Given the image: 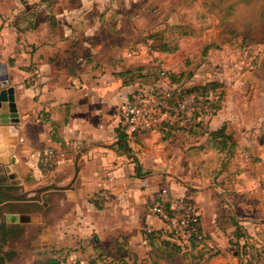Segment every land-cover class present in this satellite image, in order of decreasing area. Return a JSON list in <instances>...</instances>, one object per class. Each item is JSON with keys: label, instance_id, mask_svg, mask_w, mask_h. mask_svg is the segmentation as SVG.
Returning <instances> with one entry per match:
<instances>
[{"label": "crops", "instance_id": "crops-1", "mask_svg": "<svg viewBox=\"0 0 264 264\" xmlns=\"http://www.w3.org/2000/svg\"><path fill=\"white\" fill-rule=\"evenodd\" d=\"M138 2L0 0V71L8 84L2 88L14 89L20 119L0 124V178L12 195L33 196L40 179L66 186L77 159L79 170L69 190L48 191L39 201L3 211L30 218L6 232L40 227L35 250L58 257L71 251L83 262L108 255L130 264H172L183 253L164 234L151 243L143 236L145 228L163 232L150 206L167 190L164 199L190 198L198 206L207 237L198 263L237 264L232 247L248 245L264 228V138L241 121L242 112L225 94L221 109L201 125L175 121L120 146V107L165 54L150 38L158 33L154 15L144 8L132 13L143 6ZM222 127L236 143L231 158L226 141L208 134ZM48 149L57 161L47 174L39 155ZM101 191L108 198L97 207L92 199Z\"/></svg>", "mask_w": 264, "mask_h": 264}, {"label": "rangeland", "instance_id": "rangeland-1", "mask_svg": "<svg viewBox=\"0 0 264 264\" xmlns=\"http://www.w3.org/2000/svg\"><path fill=\"white\" fill-rule=\"evenodd\" d=\"M140 2L143 6L132 9V13L144 8L154 15V30L161 34L160 41L155 45L158 48L166 45L172 52L159 55L154 60L155 64L157 61L165 63L167 77L161 78L158 68H151L149 72L154 75L139 87L157 92L168 103L167 99L173 92L185 85L208 81L218 83L222 86L221 91L242 112L241 121L253 125L257 136L264 138V0ZM175 49L178 50L173 52ZM172 75L179 78V83H172ZM231 102L229 107L232 106ZM192 103L193 97L184 98L177 119L185 122L189 117L191 119ZM54 169L45 172L48 174ZM45 182V179H40L35 189L55 185H45ZM35 222L40 223V220L35 219ZM26 227H23V232ZM258 233L257 239L249 241L246 250L232 247L237 264H264V228ZM39 235L40 227L29 229L27 233H21L14 243L3 245L6 252L14 254L7 264H46L49 258L54 259L55 264H130L121 256L104 255L98 261L83 262L71 251H66L61 257L53 254V251L47 254L38 246V250H35ZM181 248L183 254L172 264H199L200 247L184 245Z\"/></svg>", "mask_w": 264, "mask_h": 264}, {"label": "built area", "instance_id": "built-area-1", "mask_svg": "<svg viewBox=\"0 0 264 264\" xmlns=\"http://www.w3.org/2000/svg\"><path fill=\"white\" fill-rule=\"evenodd\" d=\"M156 67L159 76L166 78L165 63L157 61ZM181 107V103L178 106L168 104L166 99L160 97L155 91L137 87L120 107V128L129 137L153 132L161 122L178 121ZM39 160L44 170H51L56 165L57 155L51 149L44 150L40 153ZM165 195H168V191L162 190V197L150 206V211L163 223V232L180 247L204 245L207 237L202 230L201 216L196 203L190 198L168 201L163 198ZM107 198L106 191H101L93 197L92 202L97 207H103ZM166 204L169 205V211ZM143 231L152 232L149 228ZM144 242H149L146 235H144Z\"/></svg>", "mask_w": 264, "mask_h": 264}, {"label": "trees", "instance_id": "trees-1", "mask_svg": "<svg viewBox=\"0 0 264 264\" xmlns=\"http://www.w3.org/2000/svg\"><path fill=\"white\" fill-rule=\"evenodd\" d=\"M161 34L156 33L152 35L150 38L155 41H160ZM162 44V43H161ZM159 51L163 53H171L172 51L166 47V45H160ZM178 49L173 50V52L177 51ZM170 78H173L170 76ZM174 79V78H173ZM222 86L215 82H209L203 86H195L192 88H184V89H176L173 92V95H171L167 100L170 105L178 106L180 103L184 101L185 97H193V103H192V117L189 121H186L187 126H196L201 125L203 123V119L206 116H213L215 115L222 106V102L225 97V92L221 91ZM198 120H200L198 122ZM181 121V119L178 120V122ZM178 123H170V122H161L156 126L155 131L162 132L165 129H168L170 127L177 126ZM209 136H211L213 139L221 138L225 142V146L228 147V157L231 158L233 156L234 151L236 150V143L233 141L232 137L228 136L226 134V128L222 127L217 132H211L208 133ZM118 135H119V142L120 146L124 148L126 144L128 143L129 139L131 138H137V135H134L133 137H129L127 134L124 133V131L119 128L118 129ZM4 202L3 199H0V205ZM167 210L169 211V205L166 204ZM166 237L167 243L171 246V248L176 249L179 252H182V248L174 243L168 234L165 232H156L153 231L151 233H147L143 231V236L146 235L149 242L151 243L153 239L158 238L159 235H163ZM3 240L0 242V264H7L9 263L13 257V253L4 252L3 251V245L5 244L8 236L7 232H3ZM247 244H245L242 249L246 250ZM192 248H198L197 246H192ZM200 252V250H199ZM200 258V255L199 257ZM94 262V261H93ZM199 262V261H198Z\"/></svg>", "mask_w": 264, "mask_h": 264}, {"label": "water", "instance_id": "water-1", "mask_svg": "<svg viewBox=\"0 0 264 264\" xmlns=\"http://www.w3.org/2000/svg\"><path fill=\"white\" fill-rule=\"evenodd\" d=\"M7 74L0 71V124L1 125H17L20 123V119L18 116V110L15 102V91L13 88L9 87L7 89H3L2 87L7 86ZM78 159L75 162V173L72 181L66 186H57V185H48L41 187L35 191V196H27V195H12L5 194L0 192V199L6 200L12 206H17L18 204L25 202H34L39 201L41 195L48 191H66L69 190L78 177ZM4 182L6 181L3 179ZM6 213H10V211H6ZM11 223H26L30 221V218L25 215L12 216L8 217ZM6 224V220L0 211V240L3 238V228Z\"/></svg>", "mask_w": 264, "mask_h": 264}, {"label": "flooded vegetation", "instance_id": "flooded-vegetation-1", "mask_svg": "<svg viewBox=\"0 0 264 264\" xmlns=\"http://www.w3.org/2000/svg\"><path fill=\"white\" fill-rule=\"evenodd\" d=\"M0 192H2V193H5V194H12V193H15L14 192V190L13 189H9V184H8V182H4V180L3 179H1L0 178ZM15 207H17V206H12V205H10V203L8 202V201H6V200H4V202L0 205V211H1V213H2V215H3V211H5V213H6V211H10V213L12 212V210L15 208ZM4 216V215H3ZM9 216H4V218H5V220H6V224H5V226H4V228H3V230H2V232H6L7 231V226L8 225H17V224H19V223H21V222H17V223H10L9 222V218H8ZM30 222V221H29ZM27 223V222H26ZM26 223H22V224H26ZM7 227V228H6ZM15 231H17V230H15ZM14 230H12V229H10V231H8L7 232V236L8 237H13V236H15V234L16 233H21L20 231H17V232H15ZM4 237V236H3ZM2 240H3V238H2Z\"/></svg>", "mask_w": 264, "mask_h": 264}]
</instances>
